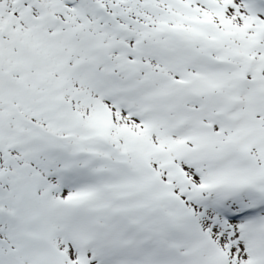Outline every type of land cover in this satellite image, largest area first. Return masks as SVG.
I'll return each instance as SVG.
<instances>
[{
	"label": "snow or ice",
	"instance_id": "snow-or-ice-1",
	"mask_svg": "<svg viewBox=\"0 0 264 264\" xmlns=\"http://www.w3.org/2000/svg\"><path fill=\"white\" fill-rule=\"evenodd\" d=\"M0 264H264V0H0Z\"/></svg>",
	"mask_w": 264,
	"mask_h": 264
}]
</instances>
